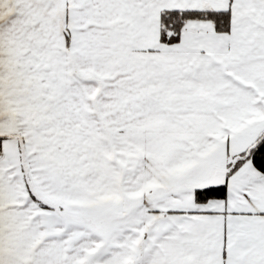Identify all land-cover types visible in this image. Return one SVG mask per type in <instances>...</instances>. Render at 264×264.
I'll return each instance as SVG.
<instances>
[{
  "label": "snow or ice",
  "instance_id": "snow-or-ice-1",
  "mask_svg": "<svg viewBox=\"0 0 264 264\" xmlns=\"http://www.w3.org/2000/svg\"><path fill=\"white\" fill-rule=\"evenodd\" d=\"M0 264H264V0H0Z\"/></svg>",
  "mask_w": 264,
  "mask_h": 264
}]
</instances>
